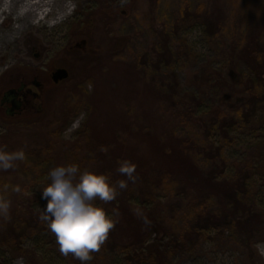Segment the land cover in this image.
Returning a JSON list of instances; mask_svg holds the SVG:
<instances>
[{"label": "rangeland", "instance_id": "rangeland-1", "mask_svg": "<svg viewBox=\"0 0 264 264\" xmlns=\"http://www.w3.org/2000/svg\"><path fill=\"white\" fill-rule=\"evenodd\" d=\"M67 2L70 13L51 27L31 25L17 32L14 15L0 14V79L6 72L26 64L50 69L59 66L69 73L58 86L50 84L37 106L20 118H8L0 109V149H23L26 153V159L15 162L13 168L0 169V202L8 205L7 212L0 213V224L6 214H15L26 207L42 214L46 201L41 199V190L49 182L51 168L77 163L81 170L102 173L89 146L97 143L91 137L92 132L95 129L98 132L95 137L105 141L109 137L107 129L123 122L124 114L141 111L151 115L155 102L152 95L140 101L141 109L135 103L136 94L143 87L158 90L157 80L164 77L171 83L173 77L185 92L193 90L195 79L202 73L209 79L216 74L223 80L231 79L228 50L238 49L244 40L264 30V0ZM54 20L47 19L49 23ZM216 31L220 34H215ZM169 49L174 56L168 61ZM161 51L165 52L162 58ZM120 67H133L130 70L135 72L134 82L121 73ZM138 71L148 77L138 76ZM204 90L209 98L204 107L211 108L217 103V96L208 87ZM262 106L256 103L254 111H248V117L239 119L233 127L226 120L225 135L212 130L204 136L199 133L195 139L201 146L223 143L222 154L228 158L226 172H232L231 162L254 163L256 168L247 179V201L264 213ZM175 132L179 134V129ZM190 132L185 128L183 133ZM99 134L107 136L102 139ZM131 149L124 148L120 153L127 156ZM155 156L152 153L150 158L159 161ZM209 158L196 156L202 164ZM134 186H128L126 197L138 201L139 191ZM162 187L155 185L153 198L161 204L163 222L158 223L164 228L148 232L146 238H157L165 247L169 246L170 264H264V217L260 224L256 223L252 234H245L237 226L211 224L204 229L196 225L194 228L188 218V191L174 184ZM121 192L118 188L117 193ZM148 200L145 203L151 202ZM97 203L112 215L103 201ZM218 209V204L211 202L210 210L217 214ZM123 224L130 229L125 221ZM180 238L195 239L187 240L185 247L171 245ZM20 242V251L0 247V264H28L31 259L33 264H81L75 257L59 251L55 235L46 228L27 230ZM116 255L115 251H109L105 260H91L88 264H123ZM140 264L155 263L148 259Z\"/></svg>", "mask_w": 264, "mask_h": 264}, {"label": "trees", "instance_id": "trees-1", "mask_svg": "<svg viewBox=\"0 0 264 264\" xmlns=\"http://www.w3.org/2000/svg\"><path fill=\"white\" fill-rule=\"evenodd\" d=\"M218 33L216 31L215 34ZM168 55L169 61L174 52L169 49ZM164 56L165 52L161 51V58ZM228 57L231 79L223 80L220 74L209 79L202 73L195 79L193 90L182 92L173 77L171 83L162 77L157 80L158 90L154 89L157 92L143 87L135 97L139 106L143 98L152 95L155 102L151 115L141 111L133 115L124 111L125 120L107 129L109 137L105 141L103 138L107 135L99 134L101 140L95 137L98 133L95 129L92 132L91 137L97 143L92 142L89 146L97 158L98 169L108 175L112 183L118 185L120 180H126L128 186L135 185L139 191L138 201L126 197L129 194L127 187L117 193L115 200L104 202L116 224L99 251L92 253L93 261H103L109 251H115V257L120 258L123 264H140L148 259H153L155 264H170L169 246L165 247L157 238H146L148 232L164 228L159 211L161 204L153 198L156 184L164 188L180 185L188 191V218L192 227L196 225L204 229L211 224L217 227L237 226L245 234H252L256 223L262 221L264 213L247 201V179L256 168L254 163L248 160L231 162L233 170L226 172L228 158L222 154L223 143L220 146L212 143L201 146L195 139L199 133L204 136L212 130L223 134L228 127L226 120L233 127L239 119L242 121L248 117V111H254L256 103H262L264 108V30L258 36L244 40L238 49L228 50ZM131 68L120 67L121 73L134 82L136 76ZM139 74L148 77V74L138 71ZM205 87L217 96V103L211 108L204 107V101L209 99ZM185 128L191 130L188 135L183 133ZM176 129H179V134ZM124 148H132L127 156L120 153ZM152 153L159 157V161L150 158ZM198 154L209 156L208 162H197ZM124 161L136 165L134 182L118 171ZM147 199L151 201L148 204L145 203ZM213 201L219 206L217 214L210 210ZM40 216L41 213L31 207L6 214L5 221L0 224V247L20 251V237L27 230L42 227L50 232ZM124 221L130 229L123 224ZM194 239L180 238V242L174 240L171 245L185 247L187 240ZM33 263L32 259L28 262Z\"/></svg>", "mask_w": 264, "mask_h": 264}, {"label": "clouds", "instance_id": "clouds-1", "mask_svg": "<svg viewBox=\"0 0 264 264\" xmlns=\"http://www.w3.org/2000/svg\"><path fill=\"white\" fill-rule=\"evenodd\" d=\"M26 159L23 149L8 151L0 149V169H10L15 162ZM118 171L128 180L135 181L136 165L131 161L121 162ZM49 182L41 190V199L46 201L40 219L55 235L59 251L71 254L81 264L92 260V253L99 251L114 229L116 220L97 201L111 202L116 199L117 189H126L128 182L117 184L108 175L94 170H81L79 164H59L49 170ZM8 205L0 202V213Z\"/></svg>", "mask_w": 264, "mask_h": 264}, {"label": "flooded vegetation", "instance_id": "flooded-vegetation-1", "mask_svg": "<svg viewBox=\"0 0 264 264\" xmlns=\"http://www.w3.org/2000/svg\"><path fill=\"white\" fill-rule=\"evenodd\" d=\"M58 68L62 67L50 69L26 64L6 72L0 79V109L8 118L14 119L30 112L42 100L50 84L58 86L69 77L68 73L67 78L54 81L53 73Z\"/></svg>", "mask_w": 264, "mask_h": 264}, {"label": "bare ground", "instance_id": "bare-ground-1", "mask_svg": "<svg viewBox=\"0 0 264 264\" xmlns=\"http://www.w3.org/2000/svg\"><path fill=\"white\" fill-rule=\"evenodd\" d=\"M0 4V14L14 15L17 32L31 25L55 26L70 13L67 0H1ZM49 17L55 20L49 23Z\"/></svg>", "mask_w": 264, "mask_h": 264}, {"label": "water", "instance_id": "water-1", "mask_svg": "<svg viewBox=\"0 0 264 264\" xmlns=\"http://www.w3.org/2000/svg\"><path fill=\"white\" fill-rule=\"evenodd\" d=\"M68 77V71L65 68H58L54 73H53V79L54 81H59L62 79H65Z\"/></svg>", "mask_w": 264, "mask_h": 264}]
</instances>
